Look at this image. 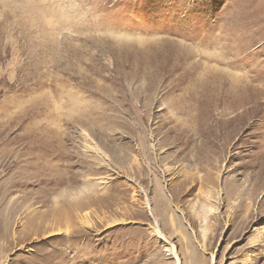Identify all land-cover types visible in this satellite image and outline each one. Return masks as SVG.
Masks as SVG:
<instances>
[{"label":"rangeland","instance_id":"rangeland-1","mask_svg":"<svg viewBox=\"0 0 264 264\" xmlns=\"http://www.w3.org/2000/svg\"><path fill=\"white\" fill-rule=\"evenodd\" d=\"M0 264H264V0H0Z\"/></svg>","mask_w":264,"mask_h":264},{"label":"bare ground","instance_id":"bare-ground-1","mask_svg":"<svg viewBox=\"0 0 264 264\" xmlns=\"http://www.w3.org/2000/svg\"><path fill=\"white\" fill-rule=\"evenodd\" d=\"M155 227H157V226H155ZM154 233L157 234L158 236L161 235V233L159 232V230L157 228L155 229Z\"/></svg>","mask_w":264,"mask_h":264}]
</instances>
